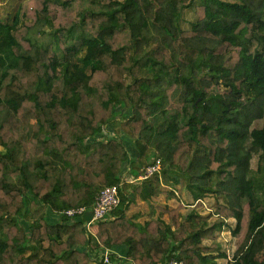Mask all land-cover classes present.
<instances>
[{"label":"trees","instance_id":"trees-1","mask_svg":"<svg viewBox=\"0 0 264 264\" xmlns=\"http://www.w3.org/2000/svg\"><path fill=\"white\" fill-rule=\"evenodd\" d=\"M25 1L0 16V264H101L115 245V264H213L226 229L227 264H264V0ZM161 181L194 208L123 213L129 187L175 197ZM112 185L120 204L92 233Z\"/></svg>","mask_w":264,"mask_h":264},{"label":"crops","instance_id":"crops-1","mask_svg":"<svg viewBox=\"0 0 264 264\" xmlns=\"http://www.w3.org/2000/svg\"><path fill=\"white\" fill-rule=\"evenodd\" d=\"M134 156H136V153H134ZM130 183V182H129ZM130 184H135L130 183ZM161 187L163 189L172 190V186L165 184L164 182L161 181ZM178 188V187H177ZM134 188H126V197L128 198L127 202L125 203V206L123 207L122 211L124 214H126L127 217L132 219L134 222L143 225L146 221L150 220L152 217L155 220H159L161 222H166L169 223L170 218L169 214L164 211L165 208H176L179 205V201L184 203L183 198L180 197L179 191L174 192L175 197H170L166 195V193H162L158 196H155L151 199H145L139 192H136ZM173 189L177 190L175 187ZM173 191V190H172ZM190 197L192 196L188 191H185ZM184 193V192H182ZM179 198H181L179 200ZM193 203H188L184 208L181 210L183 213L186 208L189 207L190 204H195V201L193 200ZM192 205V206H193ZM120 212L117 211V214ZM203 214V213H202ZM87 217L90 219L92 217L91 211L87 212ZM91 220V219H90ZM88 220V222L90 221ZM89 229L92 233H95L98 230V222H92L91 225L89 226ZM114 251L122 257L127 256L129 252V247L127 245H115ZM96 264V263H95Z\"/></svg>","mask_w":264,"mask_h":264},{"label":"built area","instance_id":"built-area-1","mask_svg":"<svg viewBox=\"0 0 264 264\" xmlns=\"http://www.w3.org/2000/svg\"><path fill=\"white\" fill-rule=\"evenodd\" d=\"M142 173H140L137 177V181H142L154 174H160L162 170L161 160L158 158L153 162L149 163L142 169ZM174 192L177 190L171 188ZM120 204V196H119V188L117 185L107 186L103 188L99 194L96 196L94 204L91 208L92 217L91 220L87 223V228L92 222H98L106 218L108 214L116 209ZM88 210L85 206L73 207L66 210L65 214L68 217H76L82 216ZM114 252L113 249H104L102 255V263L101 264H115V261L112 259L111 255ZM164 264H184L182 260H178L176 258H171L166 261Z\"/></svg>","mask_w":264,"mask_h":264},{"label":"rangeland","instance_id":"rangeland-1","mask_svg":"<svg viewBox=\"0 0 264 264\" xmlns=\"http://www.w3.org/2000/svg\"><path fill=\"white\" fill-rule=\"evenodd\" d=\"M57 2H63L65 0H55ZM199 2V0H197ZM26 1L25 0H0V16L5 13V8L7 11H10L12 14L16 11H18L19 6L23 5ZM21 10V8H20ZM6 14V13H5ZM195 13L191 9H187L183 13L182 18V25L185 29H188L190 27L191 21L195 19ZM127 139V138H126ZM129 142H132L131 139L128 138ZM184 193L179 191L180 197L183 198V201L185 204L193 203L192 196L186 195L187 193L183 191ZM263 197V195H262ZM200 200V199H198ZM221 200V199H220ZM202 202L204 203L203 207L195 208L198 209L200 213L208 214L209 212H214L216 209V200L214 198V195L207 194L203 199ZM193 204H190L189 207H187L184 211V213L189 212L194 207ZM215 217V216H214ZM51 222H55V218L52 216ZM231 223V222H230ZM233 225V224H232ZM217 243L220 245V251H223L226 253L227 257H220L218 258L215 263L213 264H227L229 258L233 256L234 249H235V238L231 234L229 229H226L221 234H217ZM206 244H210L211 241L207 240L205 241Z\"/></svg>","mask_w":264,"mask_h":264},{"label":"water","instance_id":"water-1","mask_svg":"<svg viewBox=\"0 0 264 264\" xmlns=\"http://www.w3.org/2000/svg\"><path fill=\"white\" fill-rule=\"evenodd\" d=\"M201 112V111H200Z\"/></svg>","mask_w":264,"mask_h":264}]
</instances>
